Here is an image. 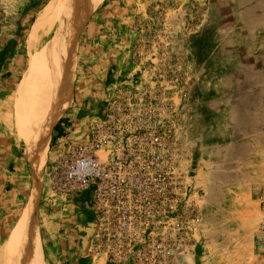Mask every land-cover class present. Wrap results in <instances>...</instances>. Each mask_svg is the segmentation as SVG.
I'll return each mask as SVG.
<instances>
[{
	"label": "rangeland",
	"instance_id": "rangeland-1",
	"mask_svg": "<svg viewBox=\"0 0 264 264\" xmlns=\"http://www.w3.org/2000/svg\"><path fill=\"white\" fill-rule=\"evenodd\" d=\"M51 2L0 0V142L17 157L8 166L0 155V168L17 172L21 189L8 206L7 235L37 195L43 264L40 214L53 198L56 147L48 146L34 194L33 166L20 149L15 119L37 90L40 72L24 84L38 58L31 34ZM111 97L130 108L126 121L111 127L131 134L129 149L136 150V141L141 151L172 141V264H238L239 251L254 246L264 255L256 240L264 198V0H101L78 32L73 97L65 110L73 102V146L85 141ZM148 176L139 175L141 191L159 195L168 186L158 173ZM75 204L73 219L80 212ZM89 214L87 223L93 222ZM103 241L99 227L84 251L90 264H106ZM252 260L264 264V256Z\"/></svg>",
	"mask_w": 264,
	"mask_h": 264
},
{
	"label": "built area",
	"instance_id": "built-area-1",
	"mask_svg": "<svg viewBox=\"0 0 264 264\" xmlns=\"http://www.w3.org/2000/svg\"><path fill=\"white\" fill-rule=\"evenodd\" d=\"M122 103L123 106L109 98L101 119L92 125L85 141L55 156L49 171L50 196L63 200L83 196L88 201L95 223L92 234L96 235L100 227L106 260L172 264L169 238L174 234L170 184L175 163L173 144L171 141L170 147H158L160 142L153 150L141 151L136 141V150L129 149L131 134L111 128L125 122L124 116L130 113L128 103ZM164 137L157 139L163 141ZM152 172L162 176L168 185L161 187L164 190L159 195L146 187L141 191L138 182L140 173H148L149 180ZM260 204L256 240L258 247L264 249V198Z\"/></svg>",
	"mask_w": 264,
	"mask_h": 264
},
{
	"label": "bare ground",
	"instance_id": "bare-ground-1",
	"mask_svg": "<svg viewBox=\"0 0 264 264\" xmlns=\"http://www.w3.org/2000/svg\"><path fill=\"white\" fill-rule=\"evenodd\" d=\"M100 1L52 0L33 25L31 38L38 40V58L31 62L24 84L30 86L39 72L40 78L34 82L37 90L31 101L18 112L15 132L22 154L33 166L34 194L43 180L53 126L73 97L79 28L84 16ZM38 61H41L39 66ZM37 206V195H34L17 227L1 247L2 264H43L35 222Z\"/></svg>",
	"mask_w": 264,
	"mask_h": 264
},
{
	"label": "crops",
	"instance_id": "crops-1",
	"mask_svg": "<svg viewBox=\"0 0 264 264\" xmlns=\"http://www.w3.org/2000/svg\"><path fill=\"white\" fill-rule=\"evenodd\" d=\"M71 111H73V102L69 109L55 123L59 122L58 129H52L51 138L52 136H55V138L53 141L50 138L49 149L56 147V155L73 145V119L70 117ZM58 130H61L63 135L58 136ZM1 131H3L2 127H0V134ZM4 144L0 142V155L1 159H4L5 163L9 166L14 159L17 160V157L12 153L9 154L8 151L11 150V147L8 145L4 146ZM12 145L14 147V144ZM14 150L16 148H13ZM2 151H6L4 156ZM8 166L0 168V243L7 235L8 219L10 216L8 206L15 203L16 193L21 191L20 186H18L17 172L11 171ZM74 203H76L77 211H80L76 213L77 217L75 219H73ZM81 208L85 210L87 208V210L82 211L80 210ZM89 209L88 201L86 199L83 200L80 196H72L67 200L57 197L49 199L46 202L45 211L40 214V226L47 264H90L89 260H87V254H83L81 246L76 245V237L80 238L77 225L87 224L86 220L90 216ZM18 218L3 244L10 235ZM255 249L254 246L245 251L240 250L239 255L241 258L238 259V264H254L252 260L254 256H264L256 252ZM103 261L107 264V260Z\"/></svg>",
	"mask_w": 264,
	"mask_h": 264
},
{
	"label": "water",
	"instance_id": "water-1",
	"mask_svg": "<svg viewBox=\"0 0 264 264\" xmlns=\"http://www.w3.org/2000/svg\"><path fill=\"white\" fill-rule=\"evenodd\" d=\"M95 223L89 222L85 226L77 225L78 231L84 232V235L80 236L81 250L84 254V251L87 247L88 239L94 231Z\"/></svg>",
	"mask_w": 264,
	"mask_h": 264
},
{
	"label": "trees",
	"instance_id": "trees-1",
	"mask_svg": "<svg viewBox=\"0 0 264 264\" xmlns=\"http://www.w3.org/2000/svg\"><path fill=\"white\" fill-rule=\"evenodd\" d=\"M30 22L32 23L33 20H30ZM59 121H60V120H59ZM58 123H59V122H58ZM58 123L55 124V125L53 126V129H54V130H57V129H58ZM61 135H63V132H62L61 130H58V136H61ZM54 138H55V136H52L51 140L53 141Z\"/></svg>",
	"mask_w": 264,
	"mask_h": 264
}]
</instances>
